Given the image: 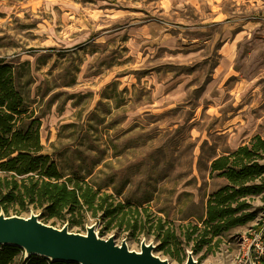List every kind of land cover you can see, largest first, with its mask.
Returning a JSON list of instances; mask_svg holds the SVG:
<instances>
[{
	"label": "rangeland",
	"instance_id": "374dc122",
	"mask_svg": "<svg viewBox=\"0 0 264 264\" xmlns=\"http://www.w3.org/2000/svg\"><path fill=\"white\" fill-rule=\"evenodd\" d=\"M0 58L40 116L43 152L63 174L137 208L138 225L133 234L105 227L90 211L70 224L18 202L0 204L1 215L81 234L94 225L129 250L152 244L171 264L190 251L196 264H234L264 191L246 198L251 219L197 253L179 237L160 247L153 232L157 218L175 232L198 223L226 181L211 160L264 140V0H0Z\"/></svg>",
	"mask_w": 264,
	"mask_h": 264
},
{
	"label": "trees",
	"instance_id": "16d2710c",
	"mask_svg": "<svg viewBox=\"0 0 264 264\" xmlns=\"http://www.w3.org/2000/svg\"><path fill=\"white\" fill-rule=\"evenodd\" d=\"M39 117L17 85L13 63L0 58V204H33L42 209L45 218L70 224L82 223L87 211L92 217L99 212L105 227L115 221L133 234L138 225L134 215L137 208L127 201L115 200L113 194L100 191V186L85 181L82 176L63 174L57 162L43 152ZM261 152L264 153V140L256 136L234 150L215 156L210 172L224 177L225 183L208 195L198 223L179 225L178 236L175 230L164 228L157 218L153 233L161 245L167 244L168 238L179 237V243H191L193 253H197L221 232L251 219L254 213L246 211V198L264 191V184L257 182L264 174V164L259 162ZM148 227L154 226L151 223ZM21 249L0 245V264H76L33 254L18 257Z\"/></svg>",
	"mask_w": 264,
	"mask_h": 264
},
{
	"label": "water",
	"instance_id": "95a60500",
	"mask_svg": "<svg viewBox=\"0 0 264 264\" xmlns=\"http://www.w3.org/2000/svg\"><path fill=\"white\" fill-rule=\"evenodd\" d=\"M9 244L25 250L26 255H39L49 260L77 264H171L152 253V244L144 241L140 250H129L122 241L116 244L113 236L99 237L94 225L81 234L68 231L64 225L56 228L40 222L36 215L0 214V245ZM184 264H196L188 252Z\"/></svg>",
	"mask_w": 264,
	"mask_h": 264
},
{
	"label": "built area",
	"instance_id": "2783aa9c",
	"mask_svg": "<svg viewBox=\"0 0 264 264\" xmlns=\"http://www.w3.org/2000/svg\"><path fill=\"white\" fill-rule=\"evenodd\" d=\"M234 264H264V206L258 220L240 236Z\"/></svg>",
	"mask_w": 264,
	"mask_h": 264
}]
</instances>
